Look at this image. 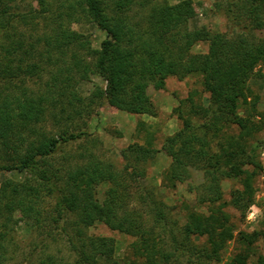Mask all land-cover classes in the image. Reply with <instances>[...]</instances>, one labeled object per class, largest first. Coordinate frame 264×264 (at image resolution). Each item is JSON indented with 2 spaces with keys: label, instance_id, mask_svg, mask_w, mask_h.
I'll return each mask as SVG.
<instances>
[{
  "label": "trees",
  "instance_id": "obj_1",
  "mask_svg": "<svg viewBox=\"0 0 264 264\" xmlns=\"http://www.w3.org/2000/svg\"><path fill=\"white\" fill-rule=\"evenodd\" d=\"M28 1L0 0V173H31L23 181L6 177L0 184V264H6L11 221L20 211L42 231L38 264L114 259L113 238L88 235L99 221L134 239L132 261H124L129 264L218 263L233 240L239 247L230 264H248L251 258L264 264L258 247L264 231L236 236L227 211L245 219L255 202V177L263 171L248 145L263 130L257 121L260 98L250 84L264 78L259 69L264 37L253 33L264 30V0H224L230 20L243 19L253 30L236 35L191 29L197 16L192 0H114L111 5L36 0L37 9H16ZM134 7L139 12L131 16ZM75 23L94 24L106 34L100 49L72 30ZM200 43L208 45L207 53H192ZM92 76L106 87L83 97L78 86ZM192 76L200 78L209 101L198 104L195 92L175 109L182 127L164 140L170 165L163 184L175 189L199 172L204 183L196 188L197 201L207 213L190 211L180 225L171 215L174 207L141 183L145 166L158 153L155 134L144 123L138 134H145V144L120 152L121 169L98 157L95 144L79 145L73 154L65 149L89 139L85 119L105 103L120 112L157 117L149 88L163 91L168 79ZM233 128L236 135L230 134ZM225 181L234 186L229 200ZM102 185L107 186L103 200ZM58 238L65 240L72 262L47 251L46 241ZM192 238L207 246H195Z\"/></svg>",
  "mask_w": 264,
  "mask_h": 264
},
{
  "label": "rangeland",
  "instance_id": "obj_2",
  "mask_svg": "<svg viewBox=\"0 0 264 264\" xmlns=\"http://www.w3.org/2000/svg\"><path fill=\"white\" fill-rule=\"evenodd\" d=\"M109 5L114 0H105ZM164 1V0H157ZM170 4H177L182 0H166ZM195 4L197 16L190 21L191 29L207 28L213 32L224 34H249L253 32L248 23L243 20L232 22L228 16L224 0H192ZM37 1L30 0L24 6H17L20 11L29 9H37ZM12 6L10 10H14ZM15 9V10H16ZM139 8H135L129 12L131 16L138 14ZM243 20V21H241ZM234 23V24H233ZM72 30L86 35L90 38L92 47L100 49L101 43L105 40L106 34L100 31L94 24L90 23H75L72 25ZM257 37H264L263 31L253 32ZM208 51V45L204 43L197 44L192 48V53L205 54ZM260 72L264 74V66L259 67ZM253 92L259 96L258 112L261 115L257 116V121L262 127V132L251 139L248 145L249 152L256 155L257 160L263 167V171L255 177V202L254 205L247 211L245 219L233 209H228L231 216V223L235 225L236 233L245 232L252 233L254 231H264V78L254 79L251 81ZM106 82L98 77L92 76L89 81L79 84L78 92L83 97H89L96 90L101 88L104 90ZM34 89H40V85L33 86ZM149 95L156 107L157 117L148 115H135L125 112H120L117 109L105 103L102 107L97 108L95 113L85 119L87 123V131L90 134L88 140L80 143L71 144L65 150L68 153H75L80 146H92L98 157L104 161L111 162L117 168H123L124 162L121 158V151L133 144H145V134H138V129L141 123L146 125V128L152 131L154 135L153 147L158 151L155 158L145 166L146 176L142 179V185L154 189L157 197L170 207H174L171 215L178 220L180 225H183L186 220V215L190 211L206 214L207 209L200 206L197 201L196 188L204 183V178L199 172H194L191 181L179 184L175 189L166 188L163 184L164 174L167 172L170 165V159L162 151L164 140L174 135L182 127V121L178 118V113L175 109L181 104V101L187 99L190 94L195 93V100L198 104L207 105L209 95L204 92L199 77H189L185 80L170 78L166 82V89L156 91L152 87L149 88ZM50 127V126H49ZM48 127V128H49ZM234 128L230 134H235ZM11 178L16 181H23L31 177L30 172H13L0 173V184L4 178ZM223 190L225 191V199H230V191L234 186L228 182H223ZM107 186L99 187V198L103 200L104 192ZM144 210V209H143ZM11 221L12 232H10L8 240L10 244L6 252V264H38L39 259L44 249L41 245L43 236L36 231L34 224L29 220V217L24 212H15ZM2 221H7L6 216ZM88 235L95 237H111L115 240V257L112 260L101 259L100 264H113L114 260L119 261L117 264H129L124 262L125 259L131 262L129 258V247L134 241L132 237L124 235L117 231H112L100 221L91 229L88 230ZM193 244L197 247H206V242L202 238H192ZM47 251L53 255L60 256L65 260L73 261V256L69 252L65 240L58 238L56 242L46 241ZM239 247L237 241L233 240L227 244L223 251L222 260L212 264H230L234 256L235 249ZM259 252L264 254V240L258 244ZM194 258L192 260H196ZM139 262V261H138ZM186 262V261H184ZM248 264H256V259L251 258Z\"/></svg>",
  "mask_w": 264,
  "mask_h": 264
}]
</instances>
